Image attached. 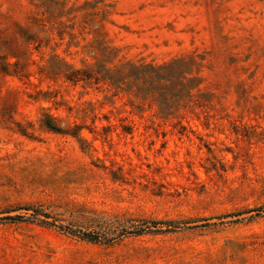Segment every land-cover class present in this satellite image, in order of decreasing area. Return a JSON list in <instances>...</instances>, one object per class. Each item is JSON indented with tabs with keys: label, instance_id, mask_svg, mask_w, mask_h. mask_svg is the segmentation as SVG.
Segmentation results:
<instances>
[{
	"label": "rangeland",
	"instance_id": "374dc122",
	"mask_svg": "<svg viewBox=\"0 0 264 264\" xmlns=\"http://www.w3.org/2000/svg\"><path fill=\"white\" fill-rule=\"evenodd\" d=\"M0 264H264V0H0Z\"/></svg>",
	"mask_w": 264,
	"mask_h": 264
},
{
	"label": "trees",
	"instance_id": "16d2710c",
	"mask_svg": "<svg viewBox=\"0 0 264 264\" xmlns=\"http://www.w3.org/2000/svg\"><path fill=\"white\" fill-rule=\"evenodd\" d=\"M27 210L29 211L31 209H27ZM38 215H39V213L36 212V216H37L36 220H40V219H38ZM20 217L21 216L17 215L16 218H20ZM41 222L45 223L47 221H44V220L41 219ZM84 239L87 240L88 242H91V243H97L98 242V237L96 235H94V234H86V235H84Z\"/></svg>",
	"mask_w": 264,
	"mask_h": 264
}]
</instances>
